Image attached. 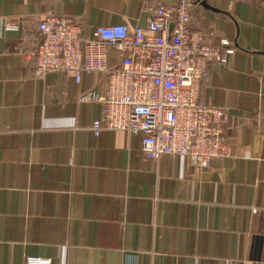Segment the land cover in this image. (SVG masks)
I'll use <instances>...</instances> for the list:
<instances>
[{
    "label": "crops",
    "instance_id": "1",
    "mask_svg": "<svg viewBox=\"0 0 264 264\" xmlns=\"http://www.w3.org/2000/svg\"><path fill=\"white\" fill-rule=\"evenodd\" d=\"M194 1L192 28L234 49L200 87L230 117L232 154L209 169L146 158L123 130L94 134L103 103L81 97L102 93L106 74L38 78L37 40L6 28L58 14L88 37L145 26L149 7L177 0H0V264H264V0Z\"/></svg>",
    "mask_w": 264,
    "mask_h": 264
},
{
    "label": "built area",
    "instance_id": "2",
    "mask_svg": "<svg viewBox=\"0 0 264 264\" xmlns=\"http://www.w3.org/2000/svg\"><path fill=\"white\" fill-rule=\"evenodd\" d=\"M194 0L149 7L145 26L126 23L95 26L86 37L75 18L49 14L36 29L25 20L8 23L24 39H36L35 75L65 72L76 83L84 74H106L102 93L85 92L82 101H101V115L91 124L103 130H123L140 138V153L187 157L196 169L211 168L214 160L232 154L227 135L229 113L215 103L199 100L210 64L225 63L234 49L211 44L205 31L191 26ZM119 53L109 65L110 49ZM25 264H52L50 258L28 256Z\"/></svg>",
    "mask_w": 264,
    "mask_h": 264
},
{
    "label": "water",
    "instance_id": "3",
    "mask_svg": "<svg viewBox=\"0 0 264 264\" xmlns=\"http://www.w3.org/2000/svg\"><path fill=\"white\" fill-rule=\"evenodd\" d=\"M201 4L204 5V6L207 7V8L210 7V6L206 3V1H201Z\"/></svg>",
    "mask_w": 264,
    "mask_h": 264
}]
</instances>
